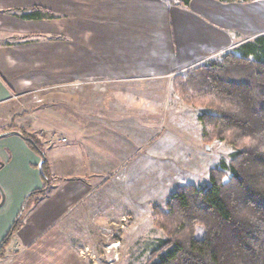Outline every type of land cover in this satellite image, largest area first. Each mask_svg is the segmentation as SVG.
Here are the masks:
<instances>
[{
    "label": "crops",
    "instance_id": "0c3cea01",
    "mask_svg": "<svg viewBox=\"0 0 264 264\" xmlns=\"http://www.w3.org/2000/svg\"><path fill=\"white\" fill-rule=\"evenodd\" d=\"M89 1L100 21L92 20L90 25L84 21L82 38H75L72 29L59 40L53 21L21 17L33 8L53 12L56 0H23L14 6L23 13L12 16L34 29L50 26L49 30H34L40 33L36 41L26 34L6 46L0 42V50L40 47L38 55L50 53L36 61L40 66L32 79L16 68L23 62L16 65L0 52V107L24 90L34 91L37 100L34 112L23 111L17 122L8 119L11 110L4 112L0 134L26 128L41 140H56L43 143L50 189L44 198L26 204L27 197L44 186L42 159L18 135L0 139V188L5 197L0 207V244L26 204L23 224L9 251L17 257L70 255L72 246L56 228L65 218L73 217L68 232L76 240L77 234L85 236V229L77 224H114L118 216L131 217L129 211L138 207L140 195L120 185L123 179L129 181L124 170L134 157L149 161L155 154L154 104L144 92L154 83L149 79H167L264 35V0H192L187 8L167 0ZM87 31L95 34L94 40L85 39ZM47 44L54 46L43 51ZM60 44H66V56L55 52ZM72 49L82 53L76 55ZM134 99L137 103L131 105ZM141 200L147 202V194ZM95 228L88 229L90 239H101Z\"/></svg>",
    "mask_w": 264,
    "mask_h": 264
},
{
    "label": "trees",
    "instance_id": "16d2710c",
    "mask_svg": "<svg viewBox=\"0 0 264 264\" xmlns=\"http://www.w3.org/2000/svg\"><path fill=\"white\" fill-rule=\"evenodd\" d=\"M167 1L187 8L192 0ZM50 14L33 8L21 17L44 20ZM180 86L186 96L204 100L199 116L204 140L224 142L234 153L228 163L221 160L210 171L209 183L179 186L164 206L153 205L154 223L165 237L155 243L146 264H264V35L198 70V76ZM15 130L42 159L44 186L27 197V204L44 198L52 180L37 133ZM25 205L0 244V257L23 224Z\"/></svg>",
    "mask_w": 264,
    "mask_h": 264
},
{
    "label": "rangeland",
    "instance_id": "374dc122",
    "mask_svg": "<svg viewBox=\"0 0 264 264\" xmlns=\"http://www.w3.org/2000/svg\"><path fill=\"white\" fill-rule=\"evenodd\" d=\"M22 2L23 0H0V42L4 46L10 44L11 40L18 38L21 40L20 36L17 37L18 35L31 34L30 38L32 37L31 39L36 41L40 33L34 32V30L40 29L44 32L49 30L48 27L50 26L42 28L38 25L34 29V25L26 24L12 16L11 13L13 12L23 13L20 8L14 9V6L20 5ZM56 3L57 5L54 4L53 6L54 11H50V18L47 20L53 21L52 26L56 30L54 34L60 36L59 40H64L65 38L62 36L72 29H74L75 38H82L84 36L82 27L84 21L88 25L91 24L92 20H96V23L100 21L99 17H94L95 12L91 8L93 4H90L89 0H56ZM3 11L5 13H1ZM17 17L20 18V16ZM10 36H14V39ZM94 37V33L85 32L86 40L92 41ZM47 40L50 39L47 38ZM51 46L54 45L47 44L44 46L47 49L41 48L43 51H50ZM65 46L66 44L57 45L58 48L56 47L55 52H58L59 56H66L64 53L66 51ZM37 48L14 47L0 50V52H4L5 56L16 62V65L23 62L21 66L16 68H21L23 77L33 79L40 66V62L36 61L50 54L38 55ZM72 50L76 55L82 53L79 49ZM230 53L216 54L198 66L181 70L177 72L178 74L167 79L161 80L156 76L151 77L149 81L154 83L148 88L144 87V92L148 93L149 100H153L155 110V154L149 161H142L140 157H134L124 170L129 176V181L123 179V184L120 185H123L124 190L138 192L140 195L137 202L138 207L129 211L131 217L118 216L117 222L114 224H77L75 227L85 229V236L83 233L77 234L78 239L73 240L71 233L68 232V226L73 221V217L70 216L71 218H65L56 227L65 233L63 235L64 241L72 246L70 255L59 252V255L43 254L41 256L42 254H37L36 256L17 257L13 252H9L14 244L11 242L8 245L7 255L0 257V264H146L155 243L165 237L163 230L156 227L154 223L153 205L164 206L179 186L209 183L210 171L219 167L221 160L228 163L234 153V149L224 142L204 140L203 127L199 120V116L204 110V100L198 102L186 96L182 89L180 90V85L190 83L192 75L198 76V70H202L210 63L221 62L224 56ZM17 71L19 72V70ZM24 92L23 94L15 93L19 97L17 96L16 99L1 105L0 117L4 112L11 110L8 119L17 122L23 111L34 112L37 101L34 91L24 90ZM141 93L142 91H140ZM125 99H123V105L127 103ZM130 103L134 105L137 101L134 99ZM45 141H48L50 145L53 143L47 138L42 140L43 143ZM146 151L145 147L144 152ZM0 194L3 195L1 188ZM143 194L145 195L144 198H142ZM146 194L149 198L147 202L141 200L146 198ZM118 210L126 211L124 209ZM95 227H98L101 239H90L89 233L91 230H96ZM88 229L90 230L89 233ZM95 236L97 237V234ZM115 244H118L119 247L113 248Z\"/></svg>",
    "mask_w": 264,
    "mask_h": 264
},
{
    "label": "water",
    "instance_id": "95a60500",
    "mask_svg": "<svg viewBox=\"0 0 264 264\" xmlns=\"http://www.w3.org/2000/svg\"><path fill=\"white\" fill-rule=\"evenodd\" d=\"M10 135H18V136H21V133L20 132H5V133L0 134V139L5 138V137H8ZM207 149H209V147H207ZM40 167H41V165H40ZM4 201H5V197H4V195H2V200L0 202V207H2V205L4 204Z\"/></svg>",
    "mask_w": 264,
    "mask_h": 264
},
{
    "label": "built area",
    "instance_id": "2783aa9c",
    "mask_svg": "<svg viewBox=\"0 0 264 264\" xmlns=\"http://www.w3.org/2000/svg\"><path fill=\"white\" fill-rule=\"evenodd\" d=\"M56 140H54V139H51V142H55ZM58 141H61V142H65L66 140L65 139H61V140H58Z\"/></svg>",
    "mask_w": 264,
    "mask_h": 264
},
{
    "label": "bare ground",
    "instance_id": "6f19581e",
    "mask_svg": "<svg viewBox=\"0 0 264 264\" xmlns=\"http://www.w3.org/2000/svg\"><path fill=\"white\" fill-rule=\"evenodd\" d=\"M118 247H119L118 244L113 245V248H118Z\"/></svg>",
    "mask_w": 264,
    "mask_h": 264
}]
</instances>
